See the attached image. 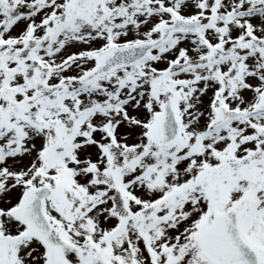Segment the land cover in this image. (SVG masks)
<instances>
[{"label":"snow or ice","instance_id":"obj_1","mask_svg":"<svg viewBox=\"0 0 264 264\" xmlns=\"http://www.w3.org/2000/svg\"><path fill=\"white\" fill-rule=\"evenodd\" d=\"M0 264H264V0H0Z\"/></svg>","mask_w":264,"mask_h":264}]
</instances>
